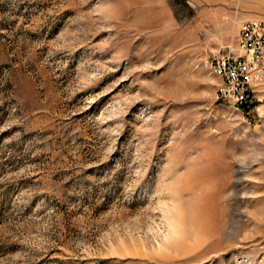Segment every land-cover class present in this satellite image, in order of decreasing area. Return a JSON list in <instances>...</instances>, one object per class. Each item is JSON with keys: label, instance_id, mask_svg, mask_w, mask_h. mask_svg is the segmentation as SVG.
Masks as SVG:
<instances>
[{"label": "rangeland", "instance_id": "1", "mask_svg": "<svg viewBox=\"0 0 264 264\" xmlns=\"http://www.w3.org/2000/svg\"><path fill=\"white\" fill-rule=\"evenodd\" d=\"M264 0H0V264H264V119L213 61Z\"/></svg>", "mask_w": 264, "mask_h": 264}, {"label": "built area", "instance_id": "2", "mask_svg": "<svg viewBox=\"0 0 264 264\" xmlns=\"http://www.w3.org/2000/svg\"><path fill=\"white\" fill-rule=\"evenodd\" d=\"M225 74L217 98L245 114L264 119V19L245 22L235 46L213 61Z\"/></svg>", "mask_w": 264, "mask_h": 264}, {"label": "bare ground", "instance_id": "3", "mask_svg": "<svg viewBox=\"0 0 264 264\" xmlns=\"http://www.w3.org/2000/svg\"><path fill=\"white\" fill-rule=\"evenodd\" d=\"M213 67H214V73L221 80V82L225 81V74H222L220 70H217L215 63H213Z\"/></svg>", "mask_w": 264, "mask_h": 264}]
</instances>
